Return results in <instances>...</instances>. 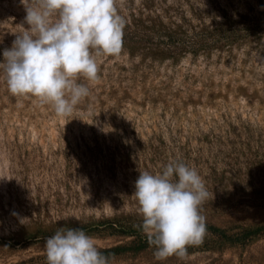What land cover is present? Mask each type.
Wrapping results in <instances>:
<instances>
[{"label": "rangeland", "instance_id": "374dc122", "mask_svg": "<svg viewBox=\"0 0 264 264\" xmlns=\"http://www.w3.org/2000/svg\"><path fill=\"white\" fill-rule=\"evenodd\" d=\"M31 0H0V59ZM119 56L68 116L0 73V264H48L45 239L92 236L109 264H264V0H116ZM195 167L206 236L158 258L139 174ZM214 194V195H213Z\"/></svg>", "mask_w": 264, "mask_h": 264}, {"label": "clouds", "instance_id": "9594fccd", "mask_svg": "<svg viewBox=\"0 0 264 264\" xmlns=\"http://www.w3.org/2000/svg\"><path fill=\"white\" fill-rule=\"evenodd\" d=\"M25 22L28 27L2 52L0 73L13 95L35 96L68 116L90 92L78 77L99 79L93 52L121 54L126 19L116 0H31ZM134 193L142 230L158 258L183 257L188 246L204 242L207 228L200 208L209 193L195 167L170 162L162 172L144 171ZM44 243L48 264H109L81 228H62Z\"/></svg>", "mask_w": 264, "mask_h": 264}]
</instances>
